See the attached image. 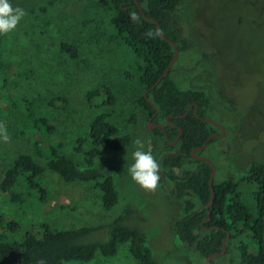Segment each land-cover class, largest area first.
Wrapping results in <instances>:
<instances>
[{"label": "rangeland", "instance_id": "1", "mask_svg": "<svg viewBox=\"0 0 264 264\" xmlns=\"http://www.w3.org/2000/svg\"><path fill=\"white\" fill-rule=\"evenodd\" d=\"M24 1L12 0L14 7L27 14L16 30L0 36V124L9 134L7 142L0 141V178L20 154L43 164L33 147L37 140L57 148L59 154L84 169L75 140L83 136L96 114L86 101L87 92L96 86L109 87L116 97L112 109L103 108L99 113L112 112V123L121 134L131 135V140L126 151L103 150L95 160L113 176L119 193L110 211L102 209L99 191L92 184H65L59 175L47 172L42 183L45 201L40 203L33 196L25 211L13 213L20 230L10 237L33 235L40 239L45 224L60 230L106 226L129 208L132 216L128 224L138 228L158 264H204V259L184 247L172 232V221L183 216L182 204L159 186L155 191L142 189L128 173L137 140L160 164L163 138L153 131L156 124L164 126L165 120L137 117L129 122L131 114L138 113L136 101L146 90L136 81L131 53L112 38L107 25L110 7L105 0H57L41 13L38 4L25 7ZM175 17L182 36L193 47L178 53L169 78L181 90L208 94L212 109L207 118L223 128L215 130L219 136L201 156L214 165V183L229 175L241 177L252 162H264V0H184ZM61 41L77 48L76 59L60 52ZM55 97L65 99V104L49 107V100ZM102 100L98 98L96 103ZM24 101L33 107L28 108ZM28 110L49 122L50 134L36 133L30 122L24 127L21 120ZM170 145L173 152L178 149V143ZM182 168L194 169L193 159L185 160ZM166 186L172 187L170 182ZM239 191L245 205L255 211L252 187L243 185ZM184 200L198 205L193 195ZM5 211L6 203L0 202V213ZM105 235L103 230L97 231L85 242L103 240ZM224 258L219 264H227L230 255ZM86 264H134V260L127 245H122L115 257L97 253Z\"/></svg>", "mask_w": 264, "mask_h": 264}, {"label": "trees", "instance_id": "2", "mask_svg": "<svg viewBox=\"0 0 264 264\" xmlns=\"http://www.w3.org/2000/svg\"><path fill=\"white\" fill-rule=\"evenodd\" d=\"M183 1L105 0L110 7L107 25L112 38L120 41L131 53L136 81L149 91L147 99L153 104L150 105L144 96L140 97L135 104L139 111L131 114L129 122H134L133 119L137 117L149 120L154 115L165 120L164 129L168 141L164 139V132L160 128L153 131L163 138L159 187L183 206V216L174 219L171 224L172 232L183 246L205 259L220 253L222 241L227 238L225 254L216 256L209 264H219L227 255H230L227 264H264V162H252L241 177L229 175L220 183L213 182L214 200L207 207L211 197V167L204 161L193 159L191 151L201 147L210 135L216 133L215 126L204 121L207 112L212 109V99L203 90L179 89L169 78L170 71L150 90L169 67L173 47L158 35L155 25L147 22L142 14L155 20L161 35L175 43L179 52H183L193 47L182 36L176 24L175 13ZM56 2L25 0L22 3L25 7L38 4L39 11L46 13L47 7ZM149 32L153 33L151 37L147 35ZM59 47L60 52L70 59L77 58L78 50L75 46L61 41ZM203 56L207 59L206 55ZM102 97L103 100L96 103ZM86 101L89 110L96 114L83 136L75 140V151L83 157L84 169L59 154L57 148L37 140L33 142V147L43 164L30 155L20 154L2 173L0 202L6 203V211L0 213V264H86L97 253L104 258L115 257L122 245H127L134 264H158L144 236L138 228L128 224L132 216L129 208H124L106 226L60 230L45 224L41 226L40 239L33 235L19 239L10 237L20 230L18 222L13 220V213L25 211L24 208H27L33 196L40 203L45 201L47 192L42 183L47 172L59 175L65 184H92L99 191L100 204L105 211H110L116 205L119 193L113 176L105 172L103 165L96 164L95 160L103 150L115 154L126 151L131 135L121 134L118 126L111 121L112 112L99 113L103 108L112 109L116 103V97L109 87L102 85L89 90ZM24 103L28 108L33 107L30 101ZM57 103L65 104V99L51 98L48 106L54 107ZM21 122L24 127L27 126L26 122H30L34 131L40 135L52 130L49 122L32 110H28ZM178 128L181 129L178 149L173 152L174 147L169 142L179 136ZM214 140L212 138L210 142ZM196 155H201V152ZM187 159H193L194 169L182 168ZM166 182L171 183V189L167 188ZM243 185L252 187L255 211L248 208L241 199L239 189ZM187 195H193L198 205L192 200H184ZM102 230L106 233L105 239L85 242L87 236Z\"/></svg>", "mask_w": 264, "mask_h": 264}, {"label": "clouds", "instance_id": "3", "mask_svg": "<svg viewBox=\"0 0 264 264\" xmlns=\"http://www.w3.org/2000/svg\"><path fill=\"white\" fill-rule=\"evenodd\" d=\"M26 14L23 8L14 7L12 0H0V36L16 30ZM147 35L151 37L153 33L149 32ZM8 140V130L0 124V141L7 142ZM135 143L137 148L132 152V163L128 168V173L142 189L155 191L161 181L160 164L151 151L145 150L143 142L137 140Z\"/></svg>", "mask_w": 264, "mask_h": 264}, {"label": "water", "instance_id": "4", "mask_svg": "<svg viewBox=\"0 0 264 264\" xmlns=\"http://www.w3.org/2000/svg\"><path fill=\"white\" fill-rule=\"evenodd\" d=\"M142 16H143V18H144L147 22H151V23H153V24L155 25V28H156V31H157L158 35H159L164 41H167L169 44H171V46L173 47V57H172V60H171V62H170V64H169V67H168V68L164 71V73L159 77L158 81H157V82L151 87L150 90H153V89H154V88L160 83V81H161L164 77H166V76L168 75V73H169V71H170V68L172 67V65L174 64V62H175V60H176V58H177V56H178L179 51H178V47H177V45H176L175 43H173V42L167 40L165 37H163V36L161 35L160 28H159V24H158L155 20L150 19V18H146L145 14H142ZM148 92H149L148 90L145 92L144 97H145V99L147 100V102H148L150 105L153 106L152 102H151L150 100L147 99V94H148ZM204 121L207 122V123H210L211 125H214L215 127H218L219 129H221V130L223 131V128L220 127V126H219L218 124H216L215 122H213L212 120H210V119H208V118H205ZM155 126L158 127V128H160L161 130H163V127H162V126H159V125H155ZM178 130H179V132H180V134H181V129L178 128ZM180 134H179L178 138L176 139V141H174V142H169V144H175V143L177 142V140L179 139ZM218 136H219V135H216V134H212V135H210V136L206 139L205 143H204L201 147L194 148V149L191 151V157H192L193 159H195V160H199V161H204V162L208 163V164L210 165V167H211V174H210V179H209V187H210L211 197H210V201H209V203L207 204V207H209V206L212 204L213 200H214V190H213V188H212V184H213V178H214L215 169H214V165H213V163H212L209 159H207V158H205V157H203V156H201V155H196V153H198V152H202V151L208 146V144L210 143V140H211L212 138H217ZM164 139H165L166 141H168V137H167V135H166L165 132H164ZM204 230H205V228H204ZM226 240H227V238H226L225 240L222 241L221 252H220V253L212 254V255L208 256L207 258H205V259H204V264H209V263L213 260V258H215L216 256H223V255L225 254V251H226V247H225Z\"/></svg>", "mask_w": 264, "mask_h": 264}, {"label": "flooded vegetation", "instance_id": "5", "mask_svg": "<svg viewBox=\"0 0 264 264\" xmlns=\"http://www.w3.org/2000/svg\"><path fill=\"white\" fill-rule=\"evenodd\" d=\"M148 121H156V115H154L153 117H151ZM156 125H158V124H156ZM159 126H161V125H159ZM163 127V132H165V129H164V126H162ZM172 127L173 128H175V126L174 125H172ZM156 128H158V127H156ZM216 129H218V130H220L218 127H215ZM180 134V133H179ZM213 134H215V133H213ZM178 138V137H177ZM179 140V139H178ZM178 140H177V142L176 143H178ZM176 141V140H175ZM172 142H174V141H172ZM202 153V152H201Z\"/></svg>", "mask_w": 264, "mask_h": 264}]
</instances>
